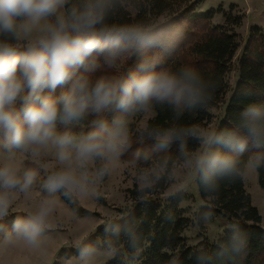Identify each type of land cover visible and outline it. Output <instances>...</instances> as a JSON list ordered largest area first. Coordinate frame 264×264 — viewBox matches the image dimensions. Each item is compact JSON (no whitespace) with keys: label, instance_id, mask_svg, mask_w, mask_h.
<instances>
[{"label":"clouds","instance_id":"9594fccd","mask_svg":"<svg viewBox=\"0 0 264 264\" xmlns=\"http://www.w3.org/2000/svg\"><path fill=\"white\" fill-rule=\"evenodd\" d=\"M123 0H0V245L22 243L36 249L52 228L55 194L69 201L95 195L96 186L119 166L130 144L128 118L170 106L178 116L201 109L211 87L195 67L163 63L177 37L167 24L151 26L116 19ZM134 68L116 70L131 57ZM59 90V91H58ZM110 117V119H109ZM87 124V130L83 129ZM152 150L138 155L137 190L147 194L178 175L214 195L220 181L243 179L264 167V103H249L235 124L223 128L170 125L141 132ZM194 143L195 148L189 147ZM175 145V155H169ZM51 151L55 165L40 188L46 195L35 210L6 221L18 196L31 199L38 172L22 168L18 154L33 160ZM164 153L159 159L156 154ZM246 153L247 159L242 160ZM186 174V175H184ZM103 245L76 247V264H96L98 253L114 251L123 233L134 247L130 222L106 225ZM248 237L231 224L218 243L217 256H241ZM206 251L195 264H212ZM172 264H176L173 260Z\"/></svg>","mask_w":264,"mask_h":264},{"label":"trees","instance_id":"16d2710c","mask_svg":"<svg viewBox=\"0 0 264 264\" xmlns=\"http://www.w3.org/2000/svg\"><path fill=\"white\" fill-rule=\"evenodd\" d=\"M125 1L127 0H123L116 19L120 22L132 23V18L124 7ZM201 1L139 0L135 4L137 9L135 20L137 21H145V15L149 18H158L171 10L176 3L182 6L181 10L175 9L174 15L168 20L157 24H167L177 37L172 51L159 54L166 66L195 67L211 85L203 108L185 111L177 116L170 106H157L143 129L177 124H194L203 127L211 118L209 109L219 104L221 117L216 128L231 127L249 103H264V32L257 27L249 30L239 61L236 82L227 101L222 102L227 91L226 77L230 69V60L238 47L233 27H237L240 19L232 26L226 27L231 18L225 15L224 25H214L212 20L216 14L222 12V9L196 14L195 5ZM136 63L137 57L133 56L118 69H102L97 74H123L134 68ZM143 129L135 130L133 125L130 126L129 148L120 157L121 160L134 163L138 167L142 164L138 160V155L150 152L153 145L151 139L141 134ZM81 130H87V124L83 129H76V131ZM189 147L195 148L196 145L190 142ZM175 153L176 147L173 145L168 154L175 155ZM163 155L165 154H156L154 158L159 159ZM248 155L249 153H246L241 159H247ZM26 167L34 168V164L26 162ZM255 171L258 185L264 190V167ZM165 181H161L156 188L164 189ZM195 185L202 203L195 215L199 228H203L206 220L216 214H222L228 225L239 224L248 237L246 251L241 256L216 255L217 245L225 237V231L222 236L213 241L204 238L196 246H189L183 235L189 220L182 215L181 209L177 206V200H171L170 204H163L158 201L161 192L156 194V188L147 194H140L137 185H133L126 191L132 202L131 208L123 213L119 221L112 223L123 226L126 222H130L136 232L135 246H130L121 233L118 240H112L114 257L111 263L172 264L174 260L176 264H195V254L206 251L213 257L212 264H264V228L261 226V216L245 189L244 180L220 181L214 195L203 192L196 181ZM55 195H61L63 201L77 214L85 213L77 208L75 202L65 199L62 193L58 192ZM105 227L101 226L97 229L91 237V243L99 242L101 246L103 245L104 240L111 235L105 232ZM0 237L2 238L3 235L0 234Z\"/></svg>","mask_w":264,"mask_h":264},{"label":"rangeland","instance_id":"374dc122","mask_svg":"<svg viewBox=\"0 0 264 264\" xmlns=\"http://www.w3.org/2000/svg\"><path fill=\"white\" fill-rule=\"evenodd\" d=\"M138 1L127 0L124 2V7L130 14L132 23L138 22L135 20L137 14L135 4ZM181 7L179 3H176L171 10L158 18H149L145 15L146 20L143 22L154 27L168 20L170 16L174 15L175 9L181 10ZM219 8L222 9V12L215 15L212 24L224 25L225 15H229L231 18L226 27L232 26L240 19L237 27H233L238 47L230 60V69L226 77L227 91L222 101L226 102L236 82L239 61L249 30L252 27H257L264 32V0H202L195 5V13H205ZM209 112L211 118L201 128H216L221 117V105L210 108ZM151 116L152 111L130 116L128 119L129 128L133 125L135 130L143 129L147 119ZM16 160L22 168L26 167V162H32L34 169H37L38 176L31 193V199L18 196L13 202L7 219L8 225H11L15 215H25L35 210L39 201L46 195L40 188L46 170L55 165L51 151L44 154L41 159L35 160L18 154ZM137 168L138 166L134 163L120 159L119 166L96 186L95 195L75 201L77 208L85 212L80 215L63 201L61 195H55L56 203L50 218L52 228L42 241L41 246L33 249L19 242L13 245H0V264H76V247L80 244L81 237L87 238L85 243H91V237L99 227L119 221L123 213L131 208L132 202L126 191L133 185H137L135 180ZM243 180L251 202L261 216V226L264 228V190L258 185L255 169H250ZM156 191V194L161 192L158 201L163 204H170L171 200H177V206L181 209L182 215L189 220V225L183 233L189 246H196L204 238L213 241L222 236L229 226L222 214H216L206 220L203 228H199L195 215L202 203L194 180L185 187L183 180L178 175L174 181H165L164 189L156 188ZM2 240L3 237H0V241ZM113 257L114 252L106 254L101 250L98 253L96 264H112Z\"/></svg>","mask_w":264,"mask_h":264}]
</instances>
